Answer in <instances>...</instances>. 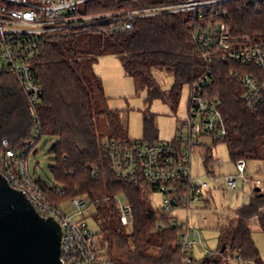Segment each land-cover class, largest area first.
<instances>
[{"label": "trees", "instance_id": "obj_1", "mask_svg": "<svg viewBox=\"0 0 264 264\" xmlns=\"http://www.w3.org/2000/svg\"><path fill=\"white\" fill-rule=\"evenodd\" d=\"M174 1L88 0L81 12L102 15ZM225 10L224 20L233 36L246 42L264 40V0H231ZM110 22L101 18L93 24H71L37 52L33 66L43 94L34 107L14 73L0 74V158L4 140L16 148L23 147L38 121L40 140L57 139L49 151L53 156L49 168L52 180L66 194H55L49 182L41 181L42 187L59 203L78 195H87L94 202L95 213L104 222L103 250L113 261L189 264L178 244L182 227L172 224L173 216L154 206L144 190V179H122L113 169L107 144L132 138L120 111L108 106L95 64L101 56L116 55L135 85L147 88L150 97L163 96L171 104L178 101L185 85L207 76L209 92L220 98L227 125V135L220 142L228 145L233 161L264 159V101L256 110L246 106L241 81L245 67L206 54L205 42L197 37L205 25L193 14L170 12L138 17L130 30L115 29ZM154 70L173 74L168 94L159 85ZM100 113L107 117L108 136L97 130ZM143 132L144 140L159 141L156 119L150 112L144 115ZM200 152L206 169L213 171L211 147ZM120 195L133 206L131 226L121 222L116 203ZM111 217L116 219L114 224ZM253 221L264 233V189L259 192L254 188L249 201L234 210V217L219 225L218 248L190 264H226L228 252L236 253L244 264H264L253 238Z\"/></svg>", "mask_w": 264, "mask_h": 264}, {"label": "built area", "instance_id": "obj_2", "mask_svg": "<svg viewBox=\"0 0 264 264\" xmlns=\"http://www.w3.org/2000/svg\"><path fill=\"white\" fill-rule=\"evenodd\" d=\"M86 1L0 0V74L16 75L32 107L40 102L43 94L34 70V59L51 37L71 24H93L101 18L111 21L115 29L130 30L138 17L170 12H188L200 19L205 28L197 33V37L205 42L206 54L243 65V101L254 110L263 103L264 40L246 42L231 34L224 20L225 5L231 0H176L102 15L82 13L79 5ZM208 80L207 76L201 77L191 85L187 116L181 119L178 133L170 141L148 142L143 138H132L107 144L113 169L119 178L144 179V190L161 193L162 210L173 216L172 224L182 227L178 244L189 264L195 259L192 253L201 241L200 235L189 224H180L173 212L177 207L185 208L189 218L194 204L201 201L207 204L210 200L209 191L213 187L194 175L193 161L206 147H211L213 152L216 144L227 135L220 98L210 94ZM41 131V125L36 121L32 137L20 148L10 145L8 140L3 141L5 149L0 158V174L10 186L25 193L43 216H53L61 224V259L65 264H117L103 250L98 234L84 219L85 214L94 209V202L87 195H78L59 203L42 187L41 181L49 180L40 175L33 176L29 159L41 141ZM236 167V174L222 178L225 189L237 190L240 182L263 188L261 179L247 173L245 159L237 160ZM207 172L215 176L214 171ZM49 184L55 194H66L57 182L52 180ZM248 201L249 196L245 203ZM67 203L71 204L72 213L67 211ZM116 203L122 223L131 226L134 220L132 204L127 200L122 202L119 197Z\"/></svg>", "mask_w": 264, "mask_h": 264}, {"label": "rangeland", "instance_id": "obj_3", "mask_svg": "<svg viewBox=\"0 0 264 264\" xmlns=\"http://www.w3.org/2000/svg\"><path fill=\"white\" fill-rule=\"evenodd\" d=\"M82 8L83 3L79 5V9L82 10ZM95 72L103 81L105 93L108 97V106L120 111L131 138H143V118L147 112L155 116L159 141L167 142L177 135L181 119L187 116L191 97L190 84L183 87L178 101L171 104L163 96L150 97L147 88L135 85L134 80L126 74L124 67L114 54L101 56L95 64ZM153 73L162 90L168 94L173 84V74L166 70H154ZM99 103H101L100 100ZM103 109L104 107L101 105L100 110ZM97 130L105 136L109 134L107 117L104 113L97 114ZM56 140L54 137L42 138L36 150L30 155L29 164L33 176L40 175L52 182L53 177L49 166L52 164L53 156L50 155L49 151ZM262 151H264V146ZM201 154L200 152L194 158L193 172L195 176H200L212 185L213 189L209 191L211 202L206 204L201 201L194 204L191 207L189 218L185 208L177 207L173 212L174 215L178 216L180 224H189L199 232L201 241L194 246L192 253L195 259H200L207 251H214L218 248L220 244L219 225L225 223L226 219L234 217V210L246 202V198L252 195V191L255 188V186L244 185L241 182L237 190L224 188V180L222 178L225 175L236 174L237 172L236 161L231 159L226 143L219 142L214 147L215 162L212 168L215 176L207 172L208 170L203 164ZM246 161L247 173L254 178L261 179L264 183V159ZM262 189H264V186ZM148 194L154 206L161 207L163 205V198L160 192L149 190ZM119 198L122 202L125 201L122 195ZM65 207L68 212H73L70 203H67ZM84 219L89 227L98 234L101 245L105 246L106 234L101 231L104 227L103 220L96 215L94 209L88 211ZM110 219L112 224H114L116 219L112 217ZM251 226L253 228V238L264 261V233L255 221H253ZM225 263L244 264L243 261L239 260L236 253L231 252H228V259H226Z\"/></svg>", "mask_w": 264, "mask_h": 264}, {"label": "water", "instance_id": "obj_4", "mask_svg": "<svg viewBox=\"0 0 264 264\" xmlns=\"http://www.w3.org/2000/svg\"><path fill=\"white\" fill-rule=\"evenodd\" d=\"M61 239V224L53 216H43L0 174V264H65ZM225 248L223 243L221 250Z\"/></svg>", "mask_w": 264, "mask_h": 264}, {"label": "crops", "instance_id": "obj_5", "mask_svg": "<svg viewBox=\"0 0 264 264\" xmlns=\"http://www.w3.org/2000/svg\"><path fill=\"white\" fill-rule=\"evenodd\" d=\"M121 63V62H120Z\"/></svg>", "mask_w": 264, "mask_h": 264}]
</instances>
